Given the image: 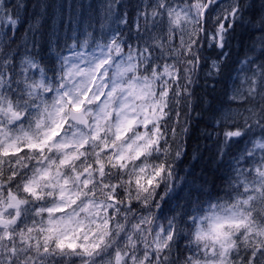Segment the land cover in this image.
I'll use <instances>...</instances> for the list:
<instances>
[{"label":"clouds","instance_id":"1","mask_svg":"<svg viewBox=\"0 0 264 264\" xmlns=\"http://www.w3.org/2000/svg\"><path fill=\"white\" fill-rule=\"evenodd\" d=\"M24 2L0 30V264H264V108L227 75L264 0H67L82 34L59 43L62 0ZM89 36L80 75L61 52ZM194 160L203 199L181 204Z\"/></svg>","mask_w":264,"mask_h":264},{"label":"snow or ice","instance_id":"2","mask_svg":"<svg viewBox=\"0 0 264 264\" xmlns=\"http://www.w3.org/2000/svg\"><path fill=\"white\" fill-rule=\"evenodd\" d=\"M27 5L24 0H14V2L9 5L6 3V0H0V30L9 32L15 31V25L19 21V19L26 14ZM137 28H139L140 20L139 17L134 21ZM227 25L222 26L226 27ZM30 30L33 29L32 25H29ZM27 35V33H26ZM90 36L85 39L79 41L78 43H73L66 50L74 53V59L77 61L74 63V71L80 75H87L91 69H85L81 71L78 61L84 60L86 56L89 55L87 52ZM221 47L224 46L223 36H221ZM102 47V46H99ZM260 51L264 52V43L261 44L259 48ZM150 51V50H149ZM92 58L95 59V55L92 54ZM255 59V53H246L245 59L243 60V64L247 65V68H242L241 71H245V79L244 83L248 85L247 92H243L241 88H237L232 96L230 97V101L232 104H240L247 102L249 100L255 101L259 100V106L264 108V63L256 64L253 68V61ZM30 62V61H29ZM167 71V68L165 69ZM250 72L251 75H247ZM251 94V95H250ZM163 95H168L164 93ZM178 100H173V105L179 103ZM234 111V109L229 106L226 108V112ZM134 123V121H130L129 124ZM175 132V130H173ZM239 133H226L227 136L238 135ZM154 143V141H149V144ZM179 155V153H177ZM261 260L264 261V256L261 257Z\"/></svg>","mask_w":264,"mask_h":264},{"label":"trees","instance_id":"3","mask_svg":"<svg viewBox=\"0 0 264 264\" xmlns=\"http://www.w3.org/2000/svg\"><path fill=\"white\" fill-rule=\"evenodd\" d=\"M47 9V7H46ZM45 9V12L47 13L48 10ZM26 15V14H24ZM46 16V15H45ZM44 26L47 29V33L49 31V24L45 21ZM11 32V31H9ZM21 35H26L24 29L20 30ZM65 36V39H68V36H71V33L67 32L63 33ZM50 42L55 43L54 39L51 37L49 38ZM255 40V48L257 45H261L260 41V35L259 33L255 34V36L252 33H240L235 37V41L233 42V45H229V51L228 56L230 57L229 63H228V72L227 75L231 77L233 71L237 67L240 60L245 58L246 52L251 54V51L254 49L250 46H252V41ZM56 43H59V41H56ZM67 53V50L61 52V55H65ZM198 115V113L196 114ZM177 122H179V118L177 117ZM191 123V122H189ZM185 143L188 146L189 151H191V148L197 144H203L204 142L200 140V138L196 135V131L193 130V134L191 137L185 138ZM202 159V158H201ZM199 164L198 161L194 160L192 163L191 168L188 169V176L184 177V184L179 185L178 191L176 192L175 199L179 201L181 204H183V199L188 198L189 200H195L198 196L203 199V193L201 191V185L197 184L195 173L198 170Z\"/></svg>","mask_w":264,"mask_h":264},{"label":"rangeland","instance_id":"4","mask_svg":"<svg viewBox=\"0 0 264 264\" xmlns=\"http://www.w3.org/2000/svg\"><path fill=\"white\" fill-rule=\"evenodd\" d=\"M14 2V0H6V3L11 5ZM126 2V0H121V3ZM119 7V5H117ZM47 13L44 18V22L46 21L49 24V31L47 34L48 38H53L55 43L56 41H60V39H65V36L63 33L69 32L71 33L72 40H75L77 36H80L82 34V20H75V12H74V4L68 5L67 0H62L59 4H49L47 6ZM111 18L109 17L108 20L105 21V27H108L110 23ZM102 43V41H100ZM261 45H257L256 49H259ZM88 51L92 52L94 55L99 56L101 54L99 46H94L90 49H87ZM253 49L252 51H254ZM65 55H68V51ZM245 59V58H244ZM240 60L237 67L235 68L232 75L237 76L238 83L243 84L245 79V71H241L242 68H247V65L243 64V60ZM255 65H253V68ZM247 75H251L250 72L247 73ZM221 104H223V101H220ZM179 186V185H178Z\"/></svg>","mask_w":264,"mask_h":264}]
</instances>
